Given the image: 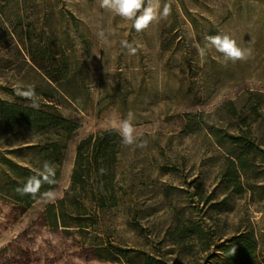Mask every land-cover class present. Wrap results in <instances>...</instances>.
<instances>
[{
	"label": "rangeland",
	"instance_id": "374dc122",
	"mask_svg": "<svg viewBox=\"0 0 264 264\" xmlns=\"http://www.w3.org/2000/svg\"><path fill=\"white\" fill-rule=\"evenodd\" d=\"M160 3L161 12L170 4V14L137 32L134 20L102 8L100 0H0V99L78 125L62 149L54 199L41 197L23 208L0 188V249L14 243L8 256L26 251L31 264H128L123 258L99 259L82 236L51 233L36 221L69 187L79 142L107 129L121 135V122L131 112L136 143L121 142L113 164L118 202L104 224L113 244L160 254L168 264H215L205 258L216 244L247 234L258 245L255 264H264V153L242 179L248 186L242 194L220 175L230 154L229 135L249 128L264 150V0ZM19 22L31 33L28 45L61 47L62 86L39 68L53 72L59 56L35 53L34 62L12 34ZM217 34L229 35L251 55L226 61L206 40ZM28 85L35 87V101L17 94ZM34 141L0 123V157L25 165L31 153L7 149ZM5 169L0 162V173ZM134 209L138 218L129 221ZM191 223L212 232L209 250L201 251L198 242L175 243V228ZM131 261L144 264L139 255Z\"/></svg>",
	"mask_w": 264,
	"mask_h": 264
},
{
	"label": "trees",
	"instance_id": "16d2710c",
	"mask_svg": "<svg viewBox=\"0 0 264 264\" xmlns=\"http://www.w3.org/2000/svg\"><path fill=\"white\" fill-rule=\"evenodd\" d=\"M13 26L12 34L17 40L19 39V44L23 45L34 62L37 59L35 53L41 58L57 59L56 56H59V60H55L59 64L53 72L41 66L39 68L46 72L52 83L58 87L62 86L60 82L65 78L66 62L61 47L42 42L36 46L28 45L27 41L31 33L23 32L24 26L20 22ZM40 36L37 34V40H41ZM53 50H56V55ZM54 94L55 91H52L47 95L50 102L55 99ZM0 123L11 128L13 134L21 138L30 136L36 138V141L30 145L15 150L7 149L6 153H31L25 165L13 162L5 156L0 157V162L6 166V169L0 173V177H3L0 180V188L4 189L5 194L11 196L16 203L28 208L42 197V193L56 188L59 173L57 166L61 163L64 143L78 125L57 113L21 106L1 99ZM250 134L248 128L246 131L239 130L238 133L229 135L230 147L227 153L230 154L225 158L220 171L221 177L231 182L232 191L239 195L248 188L242 179L256 163L257 154L264 153V150L250 138ZM121 142L122 136L116 129L99 131L82 139L76 149L69 187L61 198L44 207L36 223L51 233L82 236L83 243L91 245L95 255L102 260L123 258L128 264H132L133 256L139 255L144 264H168V261L161 260L160 254L150 255L133 248L119 249L107 233L104 225L106 217L118 202L119 188L117 189L114 184L116 170L113 164ZM46 161L55 167L53 183L45 182L35 196L19 194L17 189L22 187L30 176L42 171ZM101 169L105 170L103 174ZM139 213L135 209L129 211L128 220H137ZM173 234L176 236L174 239L176 244L185 243L186 240L190 243L198 242L201 251L209 250L213 238L210 230L206 231L200 224L192 223L190 226H177ZM13 245L14 243L11 242L0 249V264H31L32 259L26 251H21L18 256L7 255L12 251ZM257 248V242L249 235H238L216 244L215 249L208 253L205 260H211L215 264H255L260 257Z\"/></svg>",
	"mask_w": 264,
	"mask_h": 264
},
{
	"label": "clouds",
	"instance_id": "9594fccd",
	"mask_svg": "<svg viewBox=\"0 0 264 264\" xmlns=\"http://www.w3.org/2000/svg\"><path fill=\"white\" fill-rule=\"evenodd\" d=\"M102 8L112 10L117 15L127 19L134 20L133 27L137 32H141L147 29L150 24L161 18H166L171 11L170 4H165L163 11L161 12L160 0H148L147 6L145 0H100ZM141 9L143 11L141 12ZM138 13H140L138 15ZM103 37L104 33H99ZM206 40L208 44L214 47L219 53L223 54L225 60L237 61L247 59L251 55V49L241 48L235 39L226 34H217L214 36H207ZM201 56L204 55V50L200 48L199 44L195 45ZM129 49L130 54H135L137 51L136 47L132 45H126ZM18 95L25 99L35 101L37 96L35 87L28 85L26 88L18 91ZM135 126H134V115L129 112L126 119L121 122V136L122 142L125 145H132L136 143ZM138 147L146 146V141L143 144H138ZM101 173L105 171L100 170ZM55 175V167L49 162H45L43 170L37 175L30 176L26 183L17 189V192L21 195H37L40 192L42 185L46 183H53L52 177ZM42 198L54 199L55 193L51 190L42 193Z\"/></svg>",
	"mask_w": 264,
	"mask_h": 264
}]
</instances>
